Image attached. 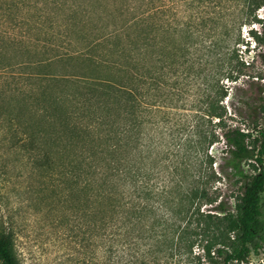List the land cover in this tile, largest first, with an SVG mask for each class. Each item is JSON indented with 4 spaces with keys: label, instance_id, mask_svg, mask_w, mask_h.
I'll return each mask as SVG.
<instances>
[{
    "label": "trees",
    "instance_id": "trees-1",
    "mask_svg": "<svg viewBox=\"0 0 264 264\" xmlns=\"http://www.w3.org/2000/svg\"><path fill=\"white\" fill-rule=\"evenodd\" d=\"M83 1L0 0V23L26 27L29 39L41 30L50 47L32 41L31 58H0V70L22 66L30 85L22 98L0 91V142L22 153L34 181L26 192L73 222L80 264H97L99 248L109 264H248L264 245V128L250 112V124H235L224 100L240 75L232 45L264 0H199L214 1L219 26L210 16L184 23L173 58L152 0H105L104 14ZM157 101L165 144L151 131ZM4 224L0 264H19Z\"/></svg>",
    "mask_w": 264,
    "mask_h": 264
},
{
    "label": "rangeland",
    "instance_id": "rangeland-1",
    "mask_svg": "<svg viewBox=\"0 0 264 264\" xmlns=\"http://www.w3.org/2000/svg\"><path fill=\"white\" fill-rule=\"evenodd\" d=\"M105 2L101 0L102 6L99 7L96 0H84L83 5L87 6L88 11L95 8L94 12L104 14ZM152 2L154 3L152 7V12L155 13L154 21H160L163 18L169 33L167 40L170 58L178 56L176 52L178 45L184 41V23L191 20L199 23L200 17L210 16L215 21L217 19L219 26V12L214 6V1L207 6L206 2L200 3L199 0H152ZM160 9L164 11V15L159 12ZM19 15L22 17V10H19ZM253 17L241 25L238 44L232 45L234 43L229 39L230 44L237 49V58L234 63L239 68L240 75L236 82L230 84L229 94L224 102L228 111L235 114L233 117L235 124L242 127H244L243 124H250L248 118L250 112L258 116L257 125L264 128V113H260L258 107V103H264V79H262L264 65L260 60V56L264 53V6L257 9ZM226 19L230 25L231 15L227 14ZM56 30H54L55 33ZM26 31L27 28L24 26L12 28L8 24L0 23V58L3 56L12 58L10 61L15 58L22 59V55L25 58H31L34 55L31 53L33 51L27 53L24 48L30 46L32 41L41 43L46 49L50 48L49 43H46L47 45L43 43V38L47 35L41 30L32 32L29 35L31 39L28 38ZM9 37L15 38L16 43L8 44ZM60 46V52H69L66 43H60ZM3 49L6 51L3 52ZM24 70L22 66L0 70V91L6 90L5 93L8 95L22 98V89L30 87L22 79L27 78L22 75ZM49 70H60V67L52 65ZM260 90L263 92L260 93ZM153 103L151 115L156 122L151 126V131L157 143L165 144L168 139L167 131L160 133V127L170 123L161 121L159 112L165 109L160 107L161 103L158 101ZM175 106L173 109L177 118L175 120L179 123L184 115V95ZM245 128H248L247 125ZM8 144L0 142V219L12 233L13 250L19 264H80L84 251L79 237H75L72 231L73 222H67L65 218L63 220V217L59 218L60 215L55 216L44 208L43 196L39 191L26 192L34 181L31 182L26 177L22 153L14 149L9 150ZM223 149L221 144H217L212 150L217 164L223 162ZM220 186L224 192L223 196L227 197L228 205L231 207L233 205V200L230 198L231 192H226L224 185ZM235 189L233 186L232 191ZM261 210L264 212V192L261 195ZM258 249L257 253L251 254L248 264H264V245H260ZM98 251L97 264H109L104 248H99Z\"/></svg>",
    "mask_w": 264,
    "mask_h": 264
}]
</instances>
